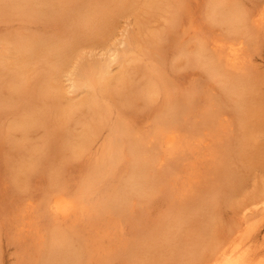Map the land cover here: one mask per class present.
<instances>
[{
    "label": "rangeland",
    "instance_id": "rangeland-1",
    "mask_svg": "<svg viewBox=\"0 0 264 264\" xmlns=\"http://www.w3.org/2000/svg\"><path fill=\"white\" fill-rule=\"evenodd\" d=\"M133 1H132L133 4H130V6H134V7L133 8L129 7L133 10L126 9V12L123 15L118 17V19H115L114 22H117V23L114 24V26L117 25V27H114L115 28L114 32H113V30L111 33L109 31L108 38H106L107 39L106 43L104 42L100 45V42L102 40L99 41V43L98 42L95 43L94 48H96V49H100L102 46H104V48L111 46V45L115 46L116 44H118L117 41L119 42L120 38H122L127 33V36L129 35V37H130L131 46L134 45L133 46L134 50H132L131 48H129V50H128V48H126L125 49L126 52H125V50L122 52L121 60L116 65H114V67L112 69V74H111L114 77V79H111L109 77L110 79L107 80L108 83H107L106 88H108V86L110 88L108 89L109 94L107 95L106 98L110 99V97H111L110 94L112 95L113 93H115L114 92L115 90L120 89L121 91H123V90H125L124 87L125 88L128 87L125 90L126 92L125 91L124 92L125 93L129 92V94H131V95L134 93L133 94L134 98L132 101L133 103H131L129 105V103L131 102L132 99L131 100L129 99L130 102L127 99H125L126 96H128L127 94H125L126 95L125 98L122 95L117 96L116 94H118V91H116L117 93H115V96L112 95L113 100L116 101V107H118V105H119V107L124 106L122 108L123 110L120 109L122 111H120V110L118 111L122 116L124 115L123 120H125V121L127 120L129 122L133 120V123L135 121H137L134 123L135 125H137L138 122H139V124L141 122L142 125L144 124V126H143L144 128L141 125H140V127H142L144 130L146 127H149V124L151 125L153 123L152 118H155L157 115H159V112H161V110H163L166 105L173 103L175 101L174 99H176L177 96L179 97L183 94L186 95L187 92H189V94L193 93V91L195 92V90L197 89L196 93H198L200 95L199 96L200 98L198 97L199 100L197 102H198L199 106H198L197 110L192 111L189 114L190 117H186V119H188L189 123L186 122L187 126L185 125L184 127H185V130L187 131V133L189 135L188 136L189 142H190L189 146H192V148L190 147L189 151H187V152L185 150L186 154L183 153V157L185 155H187V156H185L182 159H180V157L178 158L179 159L178 161L181 160L179 163L180 168H178L177 176H175V178L173 177L174 179L172 178L174 180L175 186H172V187L165 186L167 189H165V187H163L165 195L162 191H161L162 195L160 194V192L158 194L157 193L156 194L151 193L154 196L151 195L152 197L150 196L151 198L149 200L147 199L148 201H145L146 202L145 204L143 203L144 202L143 200H141V201L137 200L136 203H133V207L134 208L137 207L136 210L134 209L135 211L133 212V214H131L130 217L127 219H122L119 224H116L117 226H115L116 227L115 232L117 234L116 236L118 237L117 241L121 242V243L115 244L113 248L116 250L118 249L119 251L118 250L117 251L119 253L122 252V253H120L122 256L121 255L117 256L115 254L116 259L114 258L115 259L114 264H123V263L125 264V262L128 261V257H126L125 254H128L127 256H129V257H131V256L133 258H134V256L137 257L136 262L135 261H133V263L130 262L131 264H142V263L143 264L144 263H146V264H157V263L161 264V262H162V264H173V263L174 264H198V263L204 264L203 260L206 261L207 258L210 257L209 255L212 251L210 249L212 247H215L219 244H220L219 245L220 247H223L225 245L226 246L230 245L228 243H230L233 240H236L237 236H239V230L241 233V231L243 232L245 229H249L250 233H251V231H253L252 235H256L259 232V234L256 238L257 240L259 239L258 241H256V246H257L256 253H255L256 256L253 260L254 263L252 262V264H259V263L264 264V250H263L264 249V203H263L264 202V198H263L264 197V27H263L264 24L259 25L257 23L258 26L255 25L256 27L260 26L262 34L259 35L257 44L255 43L252 45L250 43H247L248 44L246 47L247 51L245 50V59H244L245 62L241 60V62L244 65L241 64V62H239L240 68L238 70L247 76L249 75L248 76L249 82L246 83V86H248V87H244L245 85L243 86L245 89L248 88V90H245L243 88V90H245V91L242 90V92H243V94H246V95L241 96V94H240L241 91L239 92L238 90L242 89L241 85H239V84H240V81L242 83H243V81L240 79L239 84H238V82L236 80H233L234 82H232V83H231V81L226 80L228 78H231V77L227 78V76L231 75V72L230 73L227 72V75H225V76H223V75L221 76V74H219L221 78L216 76L213 80L212 79L213 77L209 76L210 74L207 71L208 69H207L206 64L202 65L198 62V64H199L198 65L197 62L193 61L194 59H192V62L189 60L195 51H196L195 54H197V51H198L197 48L199 49V43H200L198 40L202 41L201 42L202 44L204 42H207L205 44L210 43L209 45H207L208 46L207 52H210V53L214 49H215L214 51L219 52L221 50L220 48H222V46H224V44L226 43L225 42L226 41V35L225 34H227V30H226L227 28L225 27V25H215L214 23H212L211 19L209 18L208 14H207L206 0H183L184 2L182 0L181 1L180 0H133ZM129 3H131V2H129ZM242 4L244 6V9L247 10V12L249 11V13L251 15H253V13L256 14V12H255L256 10L264 8V0H242ZM175 5H178V6H176V8H178V7L180 8V11H179V9L175 10V11H178V14H176V12L174 11ZM171 11L174 12V16L171 15L173 13ZM175 16H176V19H175ZM170 18H172V19L170 20ZM177 18L179 21L177 20ZM38 19H40V18H38ZM38 19L37 20L35 19L33 21L31 20L32 22H30V20L29 21L27 20V22L24 21L25 23H27L26 24L27 26H25V27L22 26V25H25L22 21H18L16 19L19 24L15 23L16 20H13L14 21V22H12L13 24L10 25L11 22H9V25L11 27L9 26V28H8V23H5V24L3 23V25H2L3 28H2V26H1L2 29L0 28V30H1L0 31V33H1L0 34V39H1V41H0L1 42L0 43V63L2 61V64L0 65L1 66L0 73L2 72L0 74L1 75L0 76V92H1L0 93V264H24L21 262L22 259H23V262L25 260V264H27V263L30 264L29 263L30 258H28V257L31 256V254H30L31 250H29V249H32L33 242H31V239L29 238L31 234L26 233V231H30V230H27L28 227L30 228V226H29V224H27V222L31 223V221L34 218V221L37 224L33 221H32V224H35L37 226L39 225L38 227L40 229H43L41 227H47V220L44 219L43 217H39L36 213L38 211L39 212L41 211L39 209V207H37V206H39V205L41 206L42 203H40V202H42L41 199L43 196L42 193L44 192L43 189L46 188L45 185H47L48 181L50 182L51 178H52V176L50 175L52 173V170L49 171V169H47V166H48V168L49 167L56 168L54 166L59 164L58 160H60V161L63 160V162H65L67 159L64 161V159H65L64 157H67L69 160H71V161L68 160V162H66L68 165L65 166V167L69 166L66 168V172L67 173L69 172V174H67V173L65 174V172H64L65 169L63 168L64 165L59 164L62 166L58 165L57 167H58V170L60 172H62V170L64 169L62 173L65 174L67 180H70V181L74 180L75 181L77 178H79L76 176H79V174L82 172V170L85 169V167H86L85 163H87V161H88V164L90 165L91 161L95 162L94 161L96 159L95 155L98 154L97 160H99L100 157L102 156V154L106 153L104 151V146H105L104 144L107 143L108 138H109V134L107 132V129L106 128L104 129L102 124L100 126V123H101L100 121L93 122V123L91 122L92 124H90V120L87 121L89 119L88 116H87L88 119L86 120L87 113H90V111L87 108H89L90 106H86L87 107L86 108L87 109L86 115H85V111H83L84 110L83 108H84V105H87V102H89L88 105H90V100H92L90 98L91 94L89 95L86 92H85L86 95H84V93H81V94L78 93L77 94V93H73L71 91L69 93V90H70L69 85H68L69 82H67V79L65 77L67 74V70L69 68H71L74 61L77 59V57L82 56L81 54L84 53L83 55H85L86 58L88 59L87 53L85 51H82L81 49H79L80 52L77 51V53H75V55L72 56L73 58L68 59L67 62H65V64L59 68V70H58L59 72L57 71L55 76L52 75V76H54V78L51 76L49 79H47V81L44 80L43 84L40 85L41 88H43L44 90H47L46 91L48 94L47 97H50V100L52 102L51 105L47 106L46 108L40 107L42 111L38 110L40 113L46 112V114H47V110H49L48 114H50V115L45 114V119L48 116H50L46 119L47 120V125H46L47 128L46 129H45V127H43L44 129H42L40 127H38L39 129L35 128V129H33L34 131L33 130L30 131L29 136H28V134L24 135L23 133L21 135V133L16 130L17 122H19L20 116H22L23 113L21 112L22 110H21L20 105L18 108L17 107H10L11 101L8 99H10L9 96H11V95L15 96V93H16L15 90L18 89L17 87H19V85H21V82H25L28 79L29 75L32 76V73H31V72H33L32 67H34L33 64L35 62L33 60V55H32V57L28 56L29 60H33V61H31V63H33V64H31V68H29L30 62H28L29 60L26 57V53H28V51H26L24 49H22L23 53H25L24 57H20V56L24 55V54L21 55V53H22L21 50L18 51V52L21 51V53L16 56L15 52L17 51L18 47L21 45L19 43L21 39L18 38L19 40L17 41L16 37L21 35L19 37L23 38L24 34L26 36L28 33L30 35L29 37L34 38L36 35L39 36L38 30L39 31L44 30V27L47 24L44 23L43 21L41 22ZM173 21H174V24H173L174 26L172 25ZM28 22L30 25H31V23H33L34 25L32 24L33 26L32 25L29 26L30 28L24 29V28L28 27V25H29ZM5 27L7 29H5ZM16 28H18V29H16ZM175 28H176V30H175ZM14 29H15V31L12 32V30H14ZM19 29H20V31H19ZM9 30H10V32H9ZM46 30H47V28L45 29V31H42L41 33L45 32L48 35L49 32H46ZM7 31L10 33V35H9V33H7ZM18 31H19V33H18ZM14 32L18 33V35L14 34ZM129 32H130V34H128ZM35 33H37V34H35ZM160 33H162V35ZM3 34H4V37L2 36ZM5 34L7 36H5ZM156 34L158 36H163L161 38V40H162L161 43L160 42L156 43V41L153 42L154 37H156V38H154L155 40L156 39L158 40V38H159L157 36H154ZM260 36H261V38H260ZM26 37H28V36H26ZM262 38H263V41H262ZM159 41H160V39H159ZM214 41H217V44H215ZM232 41L236 42L235 40H232ZM213 43L215 45H212ZM98 44H99V46H98ZM176 44L179 45L178 47L181 46V48H178V50L181 49L182 53H180V51H178V50H177L178 52L176 51V49H177ZM13 45L18 46L17 49H16V47H14L12 49ZM158 47H159V49H158ZM21 48H22V45L19 49H21ZM160 48H162L163 50H161ZM174 48H176V49H174ZM183 50H184V52H183ZM187 51H188V53H187ZM191 52H193V53L191 55H189V53H191ZM179 53L182 54L181 57H180ZM53 54L54 55H52L51 58H55L57 56L58 57L63 56L61 51H60V53L54 52ZM76 54L79 56H77ZM183 54H185L188 58L185 57ZM195 54H193V55L195 56ZM27 55H29V54H27ZM177 56H179V57L176 59ZM194 56H192V57L194 58ZM247 56H248V59H247ZM128 58H130V59H128ZM22 59H25V60L21 61ZM126 59L130 60L131 62H128V60H126ZM132 60H134V61H132ZM127 62H128V64H127ZM193 62H194V64H193ZM133 63H135L136 66ZM5 64H6V67H5ZM15 64H17V65H15ZM121 64L122 65L126 64V65H123V67H122ZM205 66H206V68H205ZM121 67H122V69H121ZM154 67H156L155 69H157V70L153 72V70H155V69H153ZM11 68H13L14 70H18L19 72L23 71V74H22V72L21 73H19L18 71L17 72L19 73V75L22 74L21 75L22 78H24L25 76L27 78L26 79L24 78L25 80H23L20 76V79H18L17 76H19V75L15 73L17 76L16 75L14 76V77H16L15 78L16 83L14 85L13 84L14 81H12V79H13L12 76L14 75V72H13L14 70ZM143 68L145 69V71L147 73L144 71ZM141 69H143V71ZM147 69H149V70H147ZM150 69H153V70H150ZM11 70H13V71H11ZM27 70H29V71H27ZM113 70H115L116 72L114 73ZM242 71H244V72H242ZM26 72H28V73H26ZM24 74H25V76H24ZM114 74H115V76H114ZM56 75H58V76H56ZM6 76L11 77V79H9L7 77L10 80L9 82H11V84L7 83L8 81H7ZM4 77H5V79H4ZM126 78H127V80H126ZM51 79L53 80V82H51L52 81ZM141 80H143V81H141ZM145 80L147 82L149 80L147 86H146L147 82ZM17 82L20 84H18ZM138 82H139V85H138ZM109 83H110V85H108ZM233 83H235V84H233ZM7 84L8 85L10 84V85L8 86ZM119 84L123 87L121 88L119 86ZM161 84L163 85V87ZM237 84H238L237 87L234 86ZM142 85H144V86H142ZM118 86L120 88L115 89ZM152 86H153V88H152ZM156 86L158 88H160V90L156 89L157 88ZM233 86H234V89H233ZM9 87H12V88H9ZM53 87L55 88V89H53L54 91L49 90V89H52ZM145 87H148L151 90L153 89L152 91H154L155 94L153 96L150 95L147 97H143V99H142L140 97L141 92L138 93V91L143 90L145 92L146 89H147V91H151ZM235 87L236 88L240 87V88L235 89ZM113 88L115 90H113ZM139 88H141V89H139ZM221 88H223V89H221ZM11 89H14L13 90L14 92ZM224 89H226L227 91ZM9 90H10V92H9ZM120 90H119V93H120ZM133 90H136V91L133 92ZM186 90H188V91H186ZM222 91H223V93H221ZM247 91L248 92L250 91V92L248 93ZM12 92H13V94H12ZM50 92H52V94ZM233 92H235V93L233 94ZM135 93H137L138 97L142 100V102L144 104L143 107H142V105H140L142 103V102H140L141 100L135 101V100H138ZM172 93H174V95ZM178 93H180V94H178ZM237 93L240 94V95H238V96H240V98H238L240 100H236L237 99V96H236ZM79 95H84L83 97L86 99L87 102L85 101V99H83V98L81 99L80 98L81 96H79ZM202 95H204V97ZM13 96H11V100L13 99L12 103H14V101L16 99ZM87 96L90 98L89 101L87 99ZM175 96H176V98H175ZM207 96H209V97L206 98ZM112 97H111V99H112ZM120 97L122 98V101H124L123 102V103H125L124 105H121L122 102H121ZM128 97H130V95ZM148 97H151V98H148ZM130 98H132V97H130ZM147 98H148V100H147ZM241 98H243V99H241ZM6 99L9 101V103ZM111 99L109 101H106L103 99V101L110 102ZM151 99H152V101L150 102ZM223 99H225L226 101L224 102ZM4 100H6L7 102L5 103ZM78 100H82L81 101L82 103L79 104L80 107H79V105L76 106V104H78L77 103ZM241 100H243V104H239V102H237V101H240L242 103ZM244 100H245V102H244ZM250 100H251V102H250ZM145 101H146V103H145ZM3 102L6 104V106ZM212 102H213V105L211 104ZM16 103H18V102H16ZM84 103H86V104H84ZM127 103H128V105H127ZM232 103H234V105ZM145 104L147 105V107L145 106ZM236 104H237V107L235 106ZM238 104H239V106H238ZM56 105H58L59 107ZM125 105L127 106V108L125 107ZM159 105H161V106H159ZM210 105H212V106H210ZM232 105H233V107H232ZM25 106L26 105L23 106V111H26ZM244 106H246V107L244 108ZM75 108L78 109L79 111L78 112L76 110L74 111ZM231 108L232 109L234 108L236 110H234V109L232 110ZM241 108H242V110H241ZM216 109H218L217 111H219V112L215 111ZM198 110L200 111V113ZM207 110L209 111V114H211L210 119L212 121V122H209V121H207V122L211 123L212 126L210 124H207V123L203 124V121H202V119L204 120L205 117L206 118L209 117V115L208 116L206 115L208 112L203 114V116L201 114V112L204 113V111H207ZM80 111H81V113L83 111L84 114L82 113L83 115L81 114V117L79 118V114H80L79 112ZM240 111H241V113H240ZM26 112H28V111H26ZM154 112H155V114L153 115ZM210 112L215 113V114H212ZM247 113H248V115H247ZM63 114L66 116H64ZM84 115L86 118L83 117ZM138 115H139V118H138ZM112 117H116V116L112 115ZM126 118H128V119H126ZM147 118L148 119L150 118V119L146 121ZM64 119L67 121H65ZM129 119H132V120H129ZM84 120H86L87 123ZM142 120H144V122H142ZM103 121L106 122L104 119H103ZM190 122H193L194 124H191ZM94 123L97 125V127H93L95 125ZM146 125H148V126H146ZM68 127H69V129H68ZM67 129H68V132H66ZM146 129H148V128H146ZM150 129H152V128L150 127ZM191 129L192 130L194 129L193 132ZM86 131H88L87 134H86ZM188 131H190V132H188ZM49 132H52V133L55 132L57 135V139L55 140V142L58 143L57 147L60 148L58 153L56 151L52 150L49 145H46L47 148L50 147V150H48L49 153L46 154L45 152H47V151H44L42 153V150L46 149L45 147L44 148L41 147L42 150H40L41 152H39L40 146H43V145L45 146V142L47 140L49 141V137H48ZM99 132H101V133H99ZM93 134H95L97 137ZM190 137H191V139H190ZM70 140H71V142H70ZM93 140H94V143H92ZM90 141H92V142H90ZM42 142H44V144ZM25 143L28 144V146L24 145ZM30 143H31V145H29ZM63 143H65V144H63ZM66 145L67 146L70 145V148H67L70 150L65 151V153H67V155L63 156V158L60 159L62 157L61 155H63L62 153H64V150H66L65 149ZM74 145L75 146L77 145L76 148ZM15 146H17V147H15ZM79 146H81V148ZM34 147L38 148V149H34ZM16 148H17V150H16ZM61 148H63L64 150ZM89 148L92 151H90ZM80 149H83V151H81ZM15 150H16V152H15ZM61 150H63V151H61ZM100 150H101V152L103 150V152H105V153L102 152V154H100L101 153ZM22 151H23V153H22ZM31 151L35 152V155H31L33 157L34 156L36 157L34 160H30L29 153ZM52 151L54 153H52ZM25 152H26V158H23L25 156V154H24ZM71 152H75V153L70 154ZM80 152H83V153H80ZM59 154L61 157L59 156ZM69 154H70V156L72 155L71 156L72 158L70 156H69L70 158L68 157ZM80 155H81V157H80ZM90 155H91V157H90ZM58 156H59V158H58ZM219 156H221V157H219ZM39 157L41 159H37ZM74 157H76L77 159L76 158L74 159ZM52 158L53 159L58 158V160L56 159L57 162L55 160L53 161ZM89 158L91 159L90 161H89ZM228 160H231V161H228ZM26 161H28L27 167L29 166V164L31 167V168L28 167L27 168L28 170L26 172H28V173L31 171L32 172H31V174L30 173L26 174L24 172L26 176H23L24 173H22L19 168L21 166H24V162H25V166H26ZM52 162L54 163V165L52 164ZM31 163L33 166L31 165ZM228 163L230 164V166ZM71 164H74V165H71ZM89 165H87V167ZM164 166L165 165L161 164L160 168L164 167ZM35 167H37V168H35ZM87 167H86V169H87ZM209 168H210V170H208ZM34 169L35 170L37 169L36 172ZM38 170H39V172H38ZM230 170L232 173L230 172ZM233 171L235 172L234 173L235 176L234 175H228V174H233ZM227 172H230V173H227ZM17 173H18V175H17ZM45 173H46V175H45ZM67 175H69V176L71 175V178L69 176L67 177ZM193 175H195V176H193ZM224 175H225V177H224ZM223 178H226L227 180L231 179L230 181L231 182L233 181V182L231 183L230 181L226 180L228 184L226 182L224 183L225 180L223 181ZM126 180H128V179H126ZM130 182H132V180ZM124 185H125V183H124ZM179 185H181V186H179ZM187 186H189L190 188L189 187L187 188ZM199 186L201 189H199ZM222 187H224V188L222 189ZM168 188H170V190ZM197 188L199 189V193H197V196H195L196 194L193 192V190H197ZM225 188H228V189L226 190ZM184 189H186V191ZM208 189H210V191ZM166 190H168V193ZM181 190H183V192ZM191 190H192V193L195 197H193ZM201 190L202 191L208 190V191L207 192L205 191V193H201L202 192ZM228 190H229V192H228ZM184 192H186L191 197L188 198L187 194L184 197L182 194ZM197 192H198V190H197ZM200 193L204 194V195L202 196ZM206 193H209V194H206ZM166 194H168V195H166ZM198 196H199V198L203 197V199L201 198V200H200L201 202L199 201V198L198 199L196 198ZM204 196H205V198H204ZM177 197H178V199H177ZM206 197L207 198L209 197L207 199L209 201L206 200ZM180 199L182 200L183 203L181 202ZM196 200L198 202H196ZM170 201H171V203H170ZM185 201H186V203H185ZM203 201L206 203H204ZM23 202H25V203H23ZM176 202L179 205L178 211L179 210L183 211V212H181V213L179 212V213L181 215L183 213V216L185 214L189 215V218L187 217V215H185V218H184V219H186L185 222H184L183 217H179L182 219L178 218V220H175V221L170 220L171 216L169 217V213H167V212L171 211L172 208L175 207V205H177ZM31 203L35 204V205H32ZM214 203L217 206H215ZM256 203H259V204H256ZM135 204H136V207H135ZM21 205H23V208H25V209L20 208V207H22ZM185 205L188 206V207L186 206V209H185L186 212H184V210L181 209V208H183V206L185 207ZM32 206L34 208L35 207L36 208L34 209ZM171 206H172V208H171ZM179 207H180V209H179ZM168 208H170L171 210ZM188 208H189V210H188ZM14 209H17V210H14ZM21 209H23V210H21ZM167 209L169 211H167ZM18 211H20V212H18ZM207 211H208V213H205ZM213 212H214V214H213ZM27 213H29V214H27ZM165 214L168 215L167 216V217H169L168 220L167 219L164 220L166 218ZM35 215H37L36 218H35ZM197 215H199V216H197ZM194 217H196V218H194ZM201 217H202V219H201ZM159 220H164V222L169 225V226H166V224H164L165 227L163 229H161L162 231L159 233V236H157L158 239H162L161 241L157 239L161 243V245L164 246V244H166L165 241H167L166 245L168 247H169V245L172 246V244H177L178 247L177 246H175V247H177L176 250L180 249L179 253H180V251H182V252H183V250L185 251L182 254L184 256H182L181 254H178V256H176L177 258L175 257V259H177V260H175V259L173 260L170 257L172 255V253H171V255L169 253V256H165V254L168 255L167 253L169 252V251L165 250L166 249V245H165V247H164L165 249H163V246H162V249H163V251H166V252L163 256H160L163 259L162 260H161V258L158 259L157 254H156L155 258H157V259L154 258V261H153L150 259L151 257L149 255L151 253L149 251H151V250L146 249L147 248L146 245L149 244L148 245V248H149L152 245H154L153 244V242H154L155 244L161 246L159 244V242L157 240L156 241L151 240V243H148V241H146V240H144L143 242H140V241L138 242L137 238L139 237V239L141 240L142 239V238H140L141 234L142 235L145 234V233H143L145 231V230H143V228L145 229V228H150L151 226L153 227V225L155 226L159 222ZM179 220L180 221L182 220L183 222L182 221L180 222ZM176 221H178V225H177ZM180 223H182V224H180ZM207 223H209V224H207ZM195 224L197 227L195 226ZM26 225H28V226H26ZM175 225H177V226H175ZM181 225H182V227H181ZM189 227H190V229H189ZM193 227H194V231H195V227H196L199 230V231L197 230V232H202V231L203 232L198 233V235L196 234L198 236L196 239L197 241L191 242L189 244V247L187 246L189 248V251L192 248V252L190 251V253L188 254V253H186V250L182 248L183 246L181 247V244L184 243L182 240V236L184 238L185 235H183V233L184 234L188 233V230L192 231ZM169 228H170V230H169ZM183 228L185 230H183ZM186 229H188V230H186ZM174 230H176V231H174ZM24 231H25V233H23ZM163 231L164 232L167 231V232L163 233ZM180 231H181L182 235H181V233H179V235H178V232H180ZM254 231H255V233H254ZM237 232H238V234H237ZM170 234H171V238H169ZM189 234H191V232ZM189 234H187L186 236H188ZM174 235L177 239H175V237H173ZM163 237L164 238L166 237V239L168 238V240L164 239ZM119 238H120V240H119ZM171 239H173V241H172L173 243H171ZM174 240L177 241L180 245L178 243H176ZM178 240H180V242ZM136 241L139 243V246L136 245L137 244ZM162 241L165 243L162 244L163 243ZM122 243L123 244L125 243L126 247ZM168 243H169V245H168ZM204 243L207 244V246L204 245ZM150 244H152V245L150 246ZM193 244H194V246H190ZM214 244H216V245H214ZM127 245L129 246L130 249L127 248L128 247ZM132 245L133 246L136 245L137 247H133ZM212 245H214V246H212ZM250 245H251V243L248 245L251 248ZM119 246L121 247L120 249H119ZM143 246H144V248H143L144 252L141 251ZM168 247H167V250H168ZM172 247H174V246H172ZM172 247H169L170 251L173 250ZM220 247H218V248H220ZM134 248H136V249L139 248V249L135 251ZM197 248H200V249L196 250ZM253 248H254V246H253ZM123 249L125 251H123ZM126 249H128V251ZM131 250H133L134 253ZM130 251L132 253H130ZM193 251H195V252H193ZM123 252H125V254ZM141 252L143 253V255ZM193 253H194V255H193ZM137 254H140V256L141 255L142 256L139 258ZM185 255L186 256L188 255L189 257L187 256L188 257L187 258ZM124 256H125V259H124ZM193 256H194V258H193ZM257 256H258V258H256ZM167 257H169V258L167 259ZM172 257H173V255H172ZM183 257H185V260L181 261V259ZM27 258L29 259L28 262L26 260ZM126 258H127V260H126ZM120 259L122 261H120ZM146 259H149V260L145 261ZM196 259H197V262H196ZM259 259H261V260H259ZM117 260H119V261H117ZM164 260L168 261V263L164 262ZM114 261H112V262H114ZM201 261H203V262H201ZM126 263L128 264V262H126ZM205 264H206V262H205Z\"/></svg>",
    "mask_w": 264,
    "mask_h": 264
},
{
    "label": "bare ground",
    "instance_id": "bare-ground-1",
    "mask_svg": "<svg viewBox=\"0 0 264 264\" xmlns=\"http://www.w3.org/2000/svg\"><path fill=\"white\" fill-rule=\"evenodd\" d=\"M132 1L133 0H0V28L3 25V23L4 24L8 23V28H9V26L11 24H13L12 23V22H14L13 20H16V19L18 21H22L25 24L22 26L25 27V26H27L26 25L27 23H25V22H27V20L28 21L30 20V22H32L33 20H35V19L37 20L38 18H40L38 20H40L41 22L43 21L44 23L47 24L46 26L44 25L45 27L43 26L44 30H42V31H45V29L47 28L46 32H49L47 35V33H45V32L41 33L42 31L38 30L39 36L36 35L37 37L35 36L34 38L29 37L30 36L29 33L28 34L26 33L27 34L26 36H28V37H26L25 34H24L23 38L19 37L21 35H19L17 37L15 36L17 38V41L19 39H21L19 43L22 45L21 49H19L21 47V45L19 47L16 45L12 46V49L14 47H16V49H17V47H18L17 51L15 50L16 56L18 54H20L22 51L21 55L22 54H24V55H22L20 57H24L25 53H23V50H22V49H24V50L28 51V53H26V57L27 58H28V56L32 57V55H33V60L35 61L33 64V63H31V61H33V60H29V58H28V60H29L28 62H30L29 68H31V64L34 65V67H32L33 72H31L33 77L29 75L28 79L25 82H21V85H19V87H17L18 89L15 90L16 91L15 96L10 94L11 96L16 98V99L14 98L15 99L14 103H12L13 99L11 100V96H9L10 99L7 98L8 100L11 101L10 107H17L18 108L20 105L21 110H22L21 112L23 113L22 116H20L19 122H17L16 130L18 132H20L21 135L23 133L24 135L28 134V136H29L30 131H32L35 128H37V129H39L38 127L42 128V129H44L43 127H45V129L47 128V126H46L47 120L46 119L50 116H48V117L46 116L47 118L45 119L46 112L40 113L38 110L42 111L40 107L46 108L47 106L51 105L52 102L50 100V97H47V95H48L46 92L47 90H44L43 88H41L40 85L43 84L44 80L47 81V79H49L52 75L55 76V74L57 73L59 68L62 67L65 64V62H67L68 59L73 58L72 56L75 55V53H77V51H79V49H81L82 51H85L87 53L88 59L86 58L85 55H83L84 53L81 54L82 56H79L76 54L79 57H77V59L74 61L72 66L70 65L71 68H69L67 70V74L65 76L67 79V82H69L68 85H69L70 90L69 89L68 90H69V93L71 91V92L77 93V94L78 93L79 94L84 93V95H86V93L89 95L91 94L90 98L92 100H90V105H88L89 102H87L86 99L83 97L84 95H79V96H81L80 97L81 99L83 98L87 102V105H84L86 103L83 104L84 105L83 111H85V115H86L87 109L90 111V113H87V115H86V117L88 116L89 119H88V117L86 118L85 115L83 117L86 118V120L88 119L87 121L90 120V124H92L93 122L100 121L101 122L100 126L102 124L104 129L106 128L107 132L109 134V138H108L107 143L104 144L105 146L103 145L104 151L106 153L103 152V150H102V152L105 153V154H102V152L100 150V152H101L100 154H102V156L100 157L99 160H97V155H98L97 154V155H95V158H96L94 160L95 162L91 161V164L89 165L88 161H87V163H85L86 164L85 166L86 167H87V165H89V166L87 167V169L85 167V169H83L80 174L78 173L79 176H76V177H79V178H77L75 181L74 180H72V181L67 180L65 174L67 173L66 168L69 166H67V167H65V166L68 165L66 162H68L69 159L67 157H64L65 158L64 161L67 159L65 162H63V160H61V161L58 160L61 153L59 154L58 158H54V159L52 158V160L53 161L55 160L56 162L58 160L59 164L64 165L63 168L65 170L64 169L63 170H64L65 174L62 173L63 170H62V172H60L58 170L57 166L59 164L54 166L56 168H53V167L48 168V166H47V169H49V171L52 170V173L50 174L52 176V178H51V181L50 182L48 181V184L45 185L46 188L43 189L44 192L42 193V195H43L42 199L40 198L42 201V202H40V203H42L41 206L40 205L37 206L41 210L40 211L41 213L39 211L36 212L39 217H43L44 219L47 220V227H41L40 226L41 228H43V229H40L38 227L39 225L37 226L35 224H32V221L35 222L34 218H33L31 223L27 222V224H29V226H30V228L28 227L27 230H30V231L25 230L27 234H29V233L31 234L29 238L31 239V242H33L32 249H29V250H31L30 251L31 256H29V257L27 256L28 258H30V260L28 258L26 259L27 262L29 260L30 264H114L115 263L114 260L116 259L115 254L117 256H120L121 255L120 253H122V252L119 253L118 249H117L118 250L117 251L116 249L113 248L115 244L121 243V242L117 241L118 237L116 236L117 234L115 232V230H116L115 226H117L116 224H119L122 219H127L130 217L131 214H133V212L137 208L136 204H135L136 208L133 207V203H136L137 200H140V201L143 200L144 201L143 203L145 204L146 203L145 201H148L152 196H154L151 193H154V194L157 193L158 194L160 192V194H161V191L164 193L163 187L175 186L173 179L178 174V168H180L179 163L181 161V160L178 161L179 160L178 158L180 157V159H182L185 156H187V155H185L183 157V153L186 154L185 150L187 152V151H189L190 147L192 148V146H189L190 145L189 137H188L189 135H188L187 131L185 130L184 126L186 125V122L189 123V121H188V119H186V117H190L189 114L192 111L197 110V108L199 106L197 101L199 100L198 97L200 95L198 93H196L197 89L195 90V92L193 91V93H190V94H189V92H187V93L185 92L186 95L183 94L179 97L177 96V98L175 96V98H176V99H174L175 101L171 104H169L170 103L169 102L168 103L169 105H166L164 107V109L162 108L163 110L160 109L161 112H159V115H157L155 118H152L153 119V123H152L153 125L152 124L150 125L148 123L149 127H146V126H148V125H146L145 127L148 129L145 128V130L143 129L144 124L142 125L141 122H140V124L138 122L137 125L138 124L139 125L137 126L134 124L137 121H135L133 123V120L129 119V120H132V121H130L132 123L131 124L129 121L123 120L124 115L122 116L118 112L120 109H122L124 107V106L122 107L121 105H124L125 103H123L124 101H122V98L120 97L121 102L123 104L120 102L121 107H119V105H118V107H116V101H114L113 97H112V95L115 96V93H117L116 91H118V94H116L117 96L122 95L125 98V96H126L125 94H127L128 96L130 95V97H132V98H130V97L126 96V98H125L129 102L132 99L131 102L129 103V105L131 103H133L132 101L134 98V96H133L134 93L132 95L129 94V92L125 93L126 92L125 90L128 87H126V88L124 87L125 90H123V91H121L119 89L120 87L121 88L123 87L120 85L123 81L119 84L120 87L119 86L117 88L114 87L115 89H119L120 93H119V90H115L113 88V90H115L114 91L115 93H113L112 95L110 94L112 99L110 97L111 101L106 102V101L110 100V99L106 98L107 95L109 94L108 89L110 88L109 86H108V88H106L107 83H108L107 80L110 78L114 79V77L111 75L112 69H113L114 65H116L121 60L122 52L126 48H128V50H129V48L134 50L133 49L134 45L131 46L130 37H129V35L127 36V33L122 38H120L119 42L117 41L118 44H116L115 46L111 45V46H108L105 48H104V46H102V47L100 46L102 49L101 48L96 49V48H94L95 43H97V42L99 43V41H101V40L102 41L100 42V45L104 42L106 43V40H107L106 38H108L109 31H110V33L112 32V30L114 32V30H115L114 27H117V25L114 26V24L117 23V22H114L115 19H118V17L123 15L126 12V9L130 10L131 8L134 7V6H130V4H133ZM129 2H131V3H129ZM176 6H178V5L174 6V11L178 10V9L180 11V8L179 7L176 8ZM129 7H131V8H129ZM206 9H207V14H208L209 18L211 19L212 23H214L215 25H225V27L227 28L226 29L227 34H225L226 35V41H225L226 43L224 44V46L221 45L222 48H220L221 50L219 52L214 51L215 50L214 49L210 53V52H207L208 51L207 45H209L210 43L205 44L207 42L203 41L204 43L202 44L201 43L202 41L198 40L200 43H199V49L197 48V50H198L197 54H195L196 51L194 53L193 52L189 53V55H191L192 53L195 54V56L192 54V56H194V58L191 56L192 58L190 57L189 60L192 62V59H194L193 61L197 62V64H198V62L202 65L206 64L207 69H208L207 71L210 74L209 76L213 77L212 78L213 80L216 76L221 78L219 74H221V76L222 75L225 76V75H227V72L228 73L231 72V75L227 76V78L231 77L232 79L228 78L226 80L231 81V83L234 82L233 80H236L239 84V80L241 79L243 81V83L240 81L239 85H241L242 89H239L240 87L236 88L238 86V84L234 85V86H236L235 89H239L238 90L239 92L241 91L240 92L241 96L246 95V94H243L242 90L244 87H248V86H246V83L249 82L248 81L249 75L247 76L238 70L240 68L239 62H241V60L244 61V59H245V50L247 49L246 47L248 45L247 43H250L252 45L255 43L257 44L259 35L262 34L260 26L259 27H256V26H258L257 23L259 25L264 24V8L258 9V10H256L257 9L256 8L255 9L256 14H254L252 12L253 15H251L249 13V11L247 12V10L244 9V6L242 4V0H206ZM131 10H133V9H131ZM171 12H173V11H171ZM175 12H176V14H178V11H175ZM171 15L174 16V12ZM171 19L172 18H170V20ZM175 19H176V16H175ZM17 20L15 21V23H18ZM177 20H178V18H177ZM174 21H173L172 25L174 24ZM9 22H11L10 25H9ZM28 24H29V22H28ZM32 24L33 23H31V25ZM31 25L29 24L28 27H26L24 29L30 28L29 26H31ZM2 28H3V26H2ZM5 29H7V28L5 27ZM16 29H18V28H16ZM175 30H176V28H175ZM13 31H15V29L12 30V32ZM19 31H20V29H19ZM19 31H18V33H19ZM9 32H10V30H9ZM9 32L7 31V33H9ZM18 33L14 32V34H16V35H18ZM35 34H37V33H35ZM128 34H130V32ZM160 34L162 35V33H160ZM9 35H10V33H9ZM2 36L4 37V34ZM5 36H7V35L5 34ZM154 36H157L159 38H158V40L157 39L155 40L154 38H156V37H154L153 42L154 41H156V43L162 42L161 38L163 36H158L157 34ZM260 38H261V36H260ZM159 39H160V41H159ZM232 40H235L236 42H234ZM0 41H1V39H0ZM262 41H263V38H262ZM214 43L217 44V41H214ZM214 43L212 45H215ZM98 46H99V44H98ZM176 46H177V49L174 48V49H176V51L178 50V48H181V46L178 47L179 46L178 44H176ZM158 49H159V47H158ZM160 49L163 50L162 48H160ZM19 50H21V51L18 52ZM60 51H61L63 56H61V57L57 56L55 58H51L52 55H54L53 54L54 52L60 53ZM178 51H180V53H182L181 49H179ZM125 52H126V50H125ZM183 52H184V50H183ZM187 53H188V51H187ZM27 54H29V55H27ZM183 55L185 57H187L185 54H183ZM181 56H182V54H180V57ZM178 57L179 56H177L176 59ZM128 59H130V58H128ZM128 59H126V60H128ZM247 59H248V56H247ZM23 60H25V59H22L21 61H23ZM132 61H134V60H132ZM128 62H131V61L128 60ZM128 62H127V64H128ZM194 62H193V64H194ZM1 64H2V61H1L0 65ZM133 64H135V63H133ZM241 64H243V63L241 62ZM15 65H17V64H15ZM123 65H126V64H123ZM123 65H122V67H123ZM135 66H136V64H135ZM5 67H6V64H5ZM122 67H121V69H122ZM155 68L156 67H154L153 69H155ZM205 68H206V66H205ZM11 69H13V68H11ZM143 69H141V70L143 71ZM153 69H150V70H153ZM0 70H1V66H0ZM13 70H11V71H13ZM147 70H149V69H147ZM156 70L157 69L153 70V72ZM17 71L18 70H14L13 71L14 75L12 74L13 75L12 77L14 79V80L12 79V81H14L13 82L14 85L16 83V80H15L16 77H14V76L16 74L19 75V73H21V72L23 74V71H21V72L18 71L19 73ZM27 71H29V70H27ZM144 71H145V69H144ZM113 72L115 73L116 71L113 70ZM242 72H244V71H242ZM26 73H28V72H26ZM22 74H20L19 76L16 75L18 77V79H20V76ZM24 76H25V74H24ZM54 76H52V77L54 78ZM56 76H58V75H56ZM114 76H115V74H114ZM7 77L9 79H11V77L6 76V78ZM8 78H7V81H8L7 83L11 84V82H9L10 80ZM21 78H22V76H21ZM24 78L26 79L27 77L25 76ZM24 78H22V79L25 80ZM4 79H5V77H4ZM126 80H127V78H126ZM141 81H143V80H141ZM51 82H53V80ZM148 82H149V80H148ZM148 82H147V84L145 83L146 86L148 85ZM18 84H20V83H18ZM233 84H235V83H233ZM108 85H110V83ZM138 85H139V82H138ZM144 85H142V86H144ZM234 86H233V89H234ZM162 87H163V85H162ZM9 88H12V87H9ZM145 88H148V87H145ZM152 88H153V86H152ZM53 89H55V88L53 87L52 89H49V90H53ZM139 89H141V88H139ZM156 89L160 90V88H158V87ZM221 89H223V88H221ZM11 90L13 91L14 89H11ZM149 90H151V89H149ZM152 90L147 91V89H146L145 92L143 90H140V91H138V93L141 92L140 93L141 96L140 95L139 96L143 99V97H147L150 95L153 96L155 94V92ZM224 90H226V89H224ZM245 90H248V88H246ZM245 90H243V91H245ZM134 91H136V90H133V92ZM186 91H188V90H186ZM9 92H10V90H9ZM13 92H12V94H13ZM52 92H50V93L52 94ZM221 93H223V91ZM234 93L235 92H233V94ZM135 94L138 98V100H135V101L141 100L138 97V94L137 93H135ZM172 94L174 95V93H172ZM178 94H180V93H178ZM240 94L239 93L236 94V96H237L236 100H240V99H238V98H240V96H238ZM202 96L204 97V95H202ZM208 97L209 96H207L206 98H208ZM90 98L87 96L88 101ZM148 98H151V97H148ZM148 98H147V100H148ZM103 99L106 101H103ZM241 99H243V98H241ZM6 100H4L5 103L8 101V100L7 101ZM223 100H224V102L226 101L225 99H223ZM81 101L82 100H78L77 101L78 104H76V106L81 104L82 103ZM151 101H152V99L150 100V102ZM241 101H242V103L240 101H237V102H239V104H243V100H241ZM16 102H18V103H16ZM140 102H142V100ZM244 102H245V100H244ZM250 102H251V100H250ZM8 103H9V101H8ZM145 103H146V101H145ZM211 104L213 105V102ZM232 104L234 105V103H232ZM239 104H238V106H239ZM24 105H26L25 109L28 112L23 111ZM127 105H128V103H127ZM140 105H142V107H143L144 106L143 102ZM212 105H210V106H212ZM233 105H232V107H233ZM5 106H6V104H5ZM56 106H58V105H56ZM86 106H90V107L87 108ZM145 106L147 107L146 104H145ZM159 106H161V105H159ZM235 106L237 107V104ZM79 107H80V105H79ZM125 107L127 108L126 105H125ZM245 107L246 106H244V108ZM75 110L77 112L79 111L76 108L74 109V111ZM122 110H120V111H122ZM217 110L218 109H216L215 111H217ZM234 110H236V109H234ZM241 110H242V108H241ZM83 111H82V113H83ZM217 112H219V111H217ZM48 113H49V110H47L46 115H50ZM79 113H80L79 114V118H80L82 113H81V111ZM199 113H200V111H199ZM205 113H207L206 115L207 116L209 115V117H207V118L205 117L204 120L202 119L203 124L207 123V124L211 125V123H209V122H212L210 119L211 114H209V111L207 110V111H204V113L201 112L202 116ZM210 113H212V112H210ZM240 113H241V111H240ZM248 113H247V115H248ZM154 114H155V112L153 113V115ZM212 114H215V113H212ZM112 115H114L116 117H112ZM139 115H138V118H139ZM64 116H66V115H64ZM103 119L106 122H104ZM126 119H128V118H126ZM149 119L147 118L146 121ZM86 120H84V121L87 123ZM144 120H142V122H144ZM65 121H67V120H65ZM207 121H209V122H207ZM190 123L194 124L193 122H190ZM95 125L93 127H97V125L96 126ZM140 125L143 128L140 127ZM150 127L152 129H150ZM68 129H69V127H68ZM68 129L66 132H68ZM193 130H192V132H193ZM190 131H188V132H190ZM87 132L88 131H86V134H87ZM99 133H101V132H99ZM48 135H49L48 136L49 141L47 140L45 142V146L44 145L40 146L39 152H41L40 150H42L41 147L42 148L45 147L46 149L42 150V153L44 151H47V152H45L47 154V153H49L48 150H50V147H51L52 150H54L58 153L60 148L57 147L58 143L55 142V140L57 139L56 133L55 132H53V133L49 132ZM93 135H95V134H93ZM190 139H191V137H190ZM94 140H93V142L92 141H90V142L94 143ZM70 142H71V140H70ZM26 143L24 145L28 146V144H26ZM42 143L44 144V142H42ZM63 144H65V143H63ZM29 145H31V143ZM46 145H49L50 147L48 146L49 148H47ZM17 146H15V147H17ZM76 146H75V148H76ZM79 147L81 148V146H79ZM67 148H70V145H68V146L66 145V148H65L66 150H64L63 148H61V149H63L64 153H65V151L70 150ZM34 149H38V148L34 147ZM16 150H17V148H16ZM16 150H15V152H16ZM63 150H61V151H63ZM80 150L83 151V149H80ZM90 151H92V150L90 149ZM22 153H23V151H22ZM52 153H54V152L52 151ZM64 153H62L63 155H61L62 157L60 156L61 157L60 159H62L63 156L67 155V153H65V154ZM72 153H75V152H71L70 154H72ZM80 153H83V152H80ZM24 154H25V156L23 158H26V152ZM70 154L68 155V157L70 156ZM31 155H35V152L31 151L29 153L30 160H34L36 157L35 156L33 157ZM76 157H74V159ZM80 157H81V155H80ZM90 157H91V155H90ZM219 157H221V156H219ZM37 159H41V158L39 157ZM90 160L91 159L89 158V161ZM69 161H71V160H69ZM228 161H231V160H228ZM27 162L28 161H26V166H25V162H24V166H21L22 168L21 167L19 168L22 173H24V172L26 174L28 173L26 171L28 170L27 168L30 167V164L27 167V165H28ZM52 164L54 165L53 162H52ZM161 164H163L165 166L160 168ZM31 165H32V163H31ZM62 165H59V166H62ZM71 165H74V164H71ZM229 166H230V164H229ZM35 168H37V167H35ZM36 170H35V172H36ZM208 170H210V168ZM31 172H29V173L31 174ZM38 172H39V170H38ZM230 172H231V170H230ZM230 172H227V173H230ZM25 173L23 174V176H26ZM234 173L235 172L233 171V174H228V175H234L235 176ZM67 174H69V172ZM17 175H18V173H17ZM45 175H46V173H45ZM68 176L69 175H67V177ZM193 176H195V175H193ZM69 177L71 178V175ZM224 177H225V175H224ZM126 179H128V180H126ZM131 180H132V182H130ZM226 180H227L226 178H223L224 183L225 182L227 183V181H230L231 179L230 180L228 179L227 181ZM124 183H125V185H124ZM179 186H181V185H179ZM200 186H199V189H201ZM188 187L189 186H187V188ZM223 188L224 187H222V189ZM165 189H167V188L165 187ZM168 189L170 190V188H168ZM199 189L197 188L198 192H197V190H193V192L196 194L195 196H197V193H199ZM225 189L227 190L228 188H225ZM184 190L186 191V189H184ZM208 190L210 191V189H208ZM166 191L168 193V190H166ZM181 191L183 192V190H181ZM205 191H202L201 193H205ZM228 192H229V190H228ZM184 193H182V194L185 197L187 193L186 192H184ZM191 193H192V190H191ZM206 194H209V193H206ZM164 195H165V193H164ZM166 195H168V194H166ZM192 195H193V193H192ZM201 195L203 196L204 194H201ZM195 196L193 195V197H195ZM205 196H204V198H205ZM187 197L190 198L191 196H189L187 194ZM196 198L198 199L199 196ZM201 198L203 199V197H201ZM201 198H199V201L201 200ZM208 198L206 197V200ZM177 199H178V197H177ZM207 201H209V200H207ZM25 202H23V203H25ZM181 202H182V200H181ZM196 202H198V201L196 200ZM170 203H171V201H170ZM185 203H186V201H185ZM204 203H206V202H204ZM176 204H177V202H176ZM256 204H259V203H256ZM32 205H35V204H32ZM214 205H215V203H214ZM21 206L22 207H20V208H23V205H21ZM178 206H179L178 204L175 205V207H173V208L171 206L172 210L170 208H168L171 211H169L167 209V211H169V212H167V213H169V217L171 216L170 220L175 221V220H178L179 217H183V219H184L185 215H187V214H185L183 216V213L181 215L180 213L183 211H180V210L178 211ZM186 206L187 205H185V207L183 206V208H181L182 210H184V212H186L185 211ZM215 206H217V205H215ZM23 209H25V208H23ZM23 209H21V210H23ZM179 209H180V207H179ZM14 210H17V209H14ZM188 210H189V208H188ZM18 212H20V211H18ZM205 213H208V211ZM27 214H29V213H27ZM213 214H214V212H213ZM37 215H35V218ZM165 216H166V218L164 220H166V219L168 220L169 219V217H167L168 215L165 214ZM197 216H199V215H197ZM187 217L189 218V215H187ZM194 218H196V217H194ZM179 219H182V218H179ZM201 219H202V217H201ZM164 220H159V222L155 226L153 225V227L151 226L150 228H145V229L143 228V230H145L143 233H145L146 235L141 234L140 238H142L143 240L142 239L140 240L138 237L137 238L138 242L139 241L143 242L144 240H146V241H148V243H151V240L156 241L158 239L157 236H159V233L162 231L161 229H163L165 227L164 224H166V223L164 222ZM185 220L186 219H184V222H185ZM176 222L178 225V221H176ZM180 224H182V223H180ZM196 224H195V226H196ZM207 224H209V223H207ZM177 225H175V226H177ZM26 226H28V225H26ZM166 226H169V225L166 224ZM181 227H182V225H181ZM190 227H189V229H190ZM196 227H195V231H194V227H193L192 231H189L188 229H186V230H188V233H186V234L183 233V235H185L184 238L182 236V240L184 243L181 244V247L183 246L182 248L185 249L186 253H188V254L190 253V251L192 252V248L189 251V248H188L189 244L191 242L197 241L196 239L198 237L197 236L198 233L203 232V231L197 232L198 229ZM169 230H170V228H169ZM183 230H185V229L183 228ZM25 231L23 233H25ZM174 231H176V230H174ZM181 231L178 232V235H179V233H181ZM166 232L163 231V233H166ZM190 232H191V234H189ZM252 233H253V231H251V233H250L249 229H245L243 232L241 231V233L239 230V236H237L236 240H233L230 243H228L230 245H228V246L225 245L223 247H220L219 246L220 244L215 246V247H212V246H214L216 244L212 245L211 246L212 248L210 247L211 248L210 250H212L210 255H209L210 257H208L206 261L203 260L204 264H205V262H206V264H252V262L256 256L255 255L256 249H257L256 241L259 240V239L257 240L256 238H257L259 232L258 233L256 232L257 233L256 235H252ZM254 233H255V231H254ZM187 234H189V235L186 236ZM237 234H238V232H237ZM181 235H182V233H181ZM173 237H175V235ZM169 238H171V234H170ZM164 239H166V237ZM173 239H171V243H173L172 242ZM175 239H177V238L175 237ZM119 240H120V238H119ZM158 240L161 241L162 239H158ZM166 240H168V238ZM180 240H178V241L180 242ZM138 242L136 241L137 246H139ZM165 242L167 244V241H165ZM165 242H163L162 244H164ZM175 242L178 243L177 241H175ZM169 243H168V245H169ZM250 243H251V245H250L251 248L248 246ZM153 244L154 245L150 244V246L151 245L152 246L149 248H148L149 244L146 245L147 246L146 249L151 250V251H149V250L148 251L151 252L149 255L151 257L150 259L153 261H154V258L156 257V254H157L158 259L161 258V260H162L163 258L160 256H163L166 251H169V252L167 253L168 255L165 254V256H169V253H170V255L172 253L174 258L172 257V255L170 257L173 260L175 259L176 256H178V254L182 255L183 252H185L183 250V252L180 251V253H179L180 249L178 248L179 250H176V248L178 247L177 244H172V246H174V247L177 246L175 248L172 247L171 245H169V247H172L173 250L175 249L174 251L173 250L170 251L169 247L166 244H164V246L161 245L160 242H159V244L161 246L155 244L154 242H153ZM123 245L126 247L125 243ZM136 245L135 246L132 245V246L137 247ZM165 245H166V249L164 248ZM204 245L207 246V244H205V243H204ZM120 246H119V249L121 248ZM162 246H163V249H165L166 251H163ZM190 246H194V244L190 245ZM253 246H254V248H253ZM167 247H168V250H167ZM218 247H220V248H218ZM127 248H129V246ZM143 248H144V246L142 247L141 251L144 252ZM124 249H123V251H125ZM138 249L134 248L135 251ZM198 249H200V248H197L196 250H198ZM126 250L128 251V249H126ZM131 251H133V250H131ZM131 251H130V253H132ZM193 252H195V251H193ZM123 253L125 254V252H123ZM133 253H134V251H133ZM127 255L128 254H125V256L128 257V261H126V262H128V264L133 263V261L136 262L137 257L134 256V258H133L132 256L129 257ZM137 255L140 258L143 255V253L141 256H140V254H137ZM193 255H194V253H193ZM125 256H124V259H125ZM182 256H184V255H182ZM258 256L256 258H258ZM168 258L169 257H167V259ZM193 258H194V256H193ZM155 259H157V258H155ZM126 260H127V258H126ZM147 260H149V259H146L145 261H147ZM175 260H177V259H175ZM182 260H185V257H183L181 259V261ZM259 260H261V259H259ZM112 261H114V262H112ZM117 261H119V260H117ZM120 261H122V260L120 259ZM203 261H201V262H203ZM21 262L25 264V260L23 262V259H22ZM126 262H125V264H127ZM164 262L168 263V261H166V260H164ZM196 262H197V259H196ZM144 264H146V263H144ZM161 264H162V262H161ZM198 264H200V263H198ZM201 264H203V263H201Z\"/></svg>",
    "mask_w": 264,
    "mask_h": 264
}]
</instances>
